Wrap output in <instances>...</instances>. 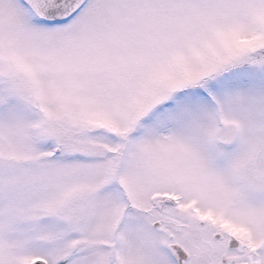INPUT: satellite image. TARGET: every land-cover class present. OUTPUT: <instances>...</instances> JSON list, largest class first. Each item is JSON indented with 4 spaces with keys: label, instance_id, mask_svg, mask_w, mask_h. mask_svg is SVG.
I'll list each match as a JSON object with an SVG mask.
<instances>
[{
    "label": "snow or ice",
    "instance_id": "1",
    "mask_svg": "<svg viewBox=\"0 0 264 264\" xmlns=\"http://www.w3.org/2000/svg\"><path fill=\"white\" fill-rule=\"evenodd\" d=\"M0 264H264V0H0Z\"/></svg>",
    "mask_w": 264,
    "mask_h": 264
}]
</instances>
